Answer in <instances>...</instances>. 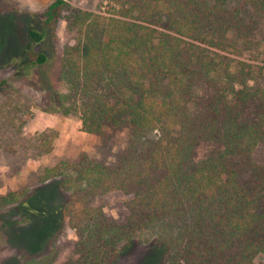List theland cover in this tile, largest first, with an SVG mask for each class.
I'll return each instance as SVG.
<instances>
[{"label": "trees", "instance_id": "trees-1", "mask_svg": "<svg viewBox=\"0 0 264 264\" xmlns=\"http://www.w3.org/2000/svg\"><path fill=\"white\" fill-rule=\"evenodd\" d=\"M105 3L111 8H71L66 18L77 37L61 62L79 93V129L97 133L126 115L134 129L157 136L112 165L74 164L76 186L70 173L57 181L66 192L62 219L88 238L90 252L106 256L103 215L87 202L120 191L127 196L120 237L164 221L155 248L170 264H264L255 262L264 257V166L252 157L264 144V0ZM63 5H46L42 31H27L30 42ZM29 55L33 65L46 60ZM216 136L221 151L185 163L198 140ZM15 199L0 195V205ZM29 257L27 264L43 263Z\"/></svg>", "mask_w": 264, "mask_h": 264}, {"label": "rangeland", "instance_id": "rangeland-1", "mask_svg": "<svg viewBox=\"0 0 264 264\" xmlns=\"http://www.w3.org/2000/svg\"><path fill=\"white\" fill-rule=\"evenodd\" d=\"M50 1L0 0V79L5 80L0 89V195L16 193L14 202L0 205V264H24L29 256L42 264H170L167 255L155 248L164 234V221L120 237L127 198L120 191L95 195L87 202L103 215L98 229L108 238L107 245L101 246L108 250L106 256L90 252L88 238L62 219L66 192L57 181L70 173L76 186L74 164L112 165L119 154L126 149L138 151L157 131L134 129L126 115L97 133L79 129L74 109L79 93L61 62L62 49L77 37L66 18L71 8L101 12L111 6L105 5L106 0H65L41 40L30 42L27 31H42V12ZM30 51L42 52L45 62L33 65ZM223 148L219 136L200 139L185 163ZM252 157L264 166V144L257 145ZM27 193L31 194L23 198ZM263 259L258 255L255 262Z\"/></svg>", "mask_w": 264, "mask_h": 264}]
</instances>
